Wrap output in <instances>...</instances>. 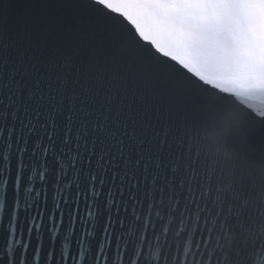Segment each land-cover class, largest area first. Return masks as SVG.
<instances>
[{
	"label": "snow or ice",
	"instance_id": "snow-or-ice-1",
	"mask_svg": "<svg viewBox=\"0 0 264 264\" xmlns=\"http://www.w3.org/2000/svg\"><path fill=\"white\" fill-rule=\"evenodd\" d=\"M219 48L264 56V0H0V264H188L198 222L206 249L168 134Z\"/></svg>",
	"mask_w": 264,
	"mask_h": 264
},
{
	"label": "water",
	"instance_id": "water-1",
	"mask_svg": "<svg viewBox=\"0 0 264 264\" xmlns=\"http://www.w3.org/2000/svg\"><path fill=\"white\" fill-rule=\"evenodd\" d=\"M185 66L203 81V94L168 140L181 168L195 173L194 186L207 192L213 231L197 251L198 222L191 240L181 237V256L187 248L188 264H264V138L252 127L264 114V56L219 48Z\"/></svg>",
	"mask_w": 264,
	"mask_h": 264
}]
</instances>
